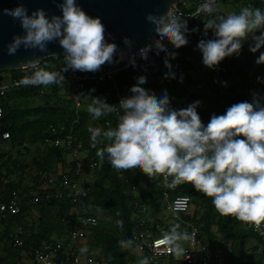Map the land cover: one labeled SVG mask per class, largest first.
Segmentation results:
<instances>
[{
  "label": "clouds",
  "instance_id": "obj_1",
  "mask_svg": "<svg viewBox=\"0 0 264 264\" xmlns=\"http://www.w3.org/2000/svg\"><path fill=\"white\" fill-rule=\"evenodd\" d=\"M58 6L62 15L51 17L43 8L29 15L23 3L14 9L0 10V14L18 20L25 33L14 35L7 46L9 55H15L21 46L25 50L48 53L47 45L57 39L64 50V66L59 71L40 67L39 57L21 64L19 67L25 72L32 70L19 81L21 85H61L69 69L94 73L106 63L124 59L122 52L120 59L114 60L117 45L106 39V28L100 17L90 16L77 0H62ZM200 13L208 17L203 36L207 37L209 30L214 36L197 44L205 66L215 69L226 57L239 56L249 40V50L253 53L264 47V10L261 8L245 6L238 13L219 14L216 0H204L197 10V15ZM146 20L154 25L159 37L154 45L156 54L166 55L164 64L170 71L165 77L175 78L167 57L175 59L178 52H170L163 42L167 40L179 49L189 43L186 34L199 29H189L187 20L175 14L172 3L163 14L149 12ZM124 43L131 48L133 41L125 36ZM152 47L149 44L140 49L142 59H148ZM129 63L136 66L135 55L129 57ZM256 63L264 64V52ZM146 82V76H139L130 89L132 95L121 98L118 105L94 97L88 107L93 119L117 112V106L122 110L115 128L89 129L92 147L108 142L97 150V157L103 161L107 155L117 172L140 171L170 189L190 184L211 198L221 216H231L264 235V103L257 98L258 94H254L251 102L235 103L224 114H213L205 125L197 111L201 101L175 109L166 89L158 97L143 87ZM175 210L187 211V208L178 206ZM117 225L122 228L123 222L117 221ZM180 228L176 223L162 234L154 245L156 254L176 258L185 255L184 244L192 241L195 233L189 234ZM130 243L119 242L122 248ZM79 251L87 254L88 248L81 247ZM139 264H150L149 258H142Z\"/></svg>",
  "mask_w": 264,
  "mask_h": 264
},
{
  "label": "trees",
  "instance_id": "obj_2",
  "mask_svg": "<svg viewBox=\"0 0 264 264\" xmlns=\"http://www.w3.org/2000/svg\"><path fill=\"white\" fill-rule=\"evenodd\" d=\"M224 3L237 7L240 3L245 6L258 7L264 10L259 0H220ZM206 19H194L188 23L189 29L198 28L197 32H190L187 35L189 43L179 49L167 41L165 46L168 50L178 52L175 59L167 57L172 65L171 72L175 78H166L165 74L169 73V68L164 64L165 53L156 54V48L153 50L149 59L136 62L124 69L115 79V85L120 88L122 97L131 96V87L137 83V78L141 75L146 76L147 82L143 85L150 92H154L158 97L164 94L166 89L171 98V106L175 109L186 108L190 104L199 100L201 103L197 111L205 123L210 121L213 114H224L228 107L235 103L249 101V96L257 92V98L264 103V82L253 85L248 72L252 66V54L242 48L246 53V59L243 63L238 64L234 56L226 57L220 63L225 66L226 71L222 79L227 81L216 88L210 87L209 94L192 92V88L197 85L195 77L192 75L204 68L203 54H200L197 48L198 41L202 39L214 38L211 30L208 36L204 37V23ZM54 58H47L45 62H55ZM178 63V67L173 64ZM153 72V73H152ZM7 75L17 76L19 70L7 71ZM94 74L93 72H90ZM183 77V82L181 81ZM236 79V82L234 80ZM111 87L110 82H99L97 80H87L82 90L81 107L74 109L69 98L73 89V84L65 80L61 85H49L43 95H39L37 88L30 86H21L0 95V105L4 112L2 123L4 128L9 131L12 146H19L23 142L28 143L30 147L16 148L0 152V177L8 179L5 184L0 182V191H9L10 188H19L13 181L12 175L32 165L35 170V183L30 187H36L37 180L42 173H54V162L62 156L59 148L50 147L45 152L42 150L40 141L44 134L52 125L63 123L67 129L73 127L74 134L82 142L86 151L85 167L88 170V164L92 163L93 168L90 170L92 181H90L91 195L84 198L78 203H71L65 196L53 198L49 201L42 200L35 205L22 204L20 212L16 215H8L0 220V226L3 229L1 239L13 229H20L19 235L23 239L22 247H12L10 249L16 253L26 251L47 240L54 233L58 237L64 234L71 225L81 217L93 216L95 222L89 228L91 237L90 246H98L102 255L109 258L106 264H128L130 252L125 247H120L119 242H134L133 230L140 228L139 219H144L143 225L149 226L155 231L154 225L162 223V193L165 191L170 197L178 194H186L190 197L193 211L189 217L190 220L201 225L200 237H206L209 241L219 234L220 245L228 249L226 255V264H264L263 252L264 243L261 236L252 231L250 227L236 220L231 216H221L212 204L211 198L203 193L197 192L192 185L182 184L175 189L167 188L162 182L153 181L140 171L135 174L131 172H117L111 167L107 155L101 161L96 152L108 143L105 141L92 147L90 142L91 132L89 129L108 130L109 127L115 128L118 123V115L122 110H117L111 114L93 119L88 111L94 97H99L109 104H114L111 97H107L106 91ZM61 90H65L68 97L64 99L59 95ZM44 97V102L38 106H28L19 108L13 102L25 99ZM18 149V150H17ZM26 153H32L30 164H22L16 156L20 155V150ZM15 151L14 154L10 152ZM144 181L145 201L140 203L138 198L133 194V188L138 184L139 179ZM144 204V205H143ZM150 208V214L158 221L150 223L143 216L142 207ZM73 208V209H72ZM34 209L38 213L37 225L35 228L28 226V211ZM98 211L102 216L97 217ZM136 214L137 217H132ZM117 221L123 222V227L117 225ZM215 227L213 231L212 228ZM255 241V245H248L250 240ZM0 264H16L13 260L0 256Z\"/></svg>",
  "mask_w": 264,
  "mask_h": 264
},
{
  "label": "built area",
  "instance_id": "obj_3",
  "mask_svg": "<svg viewBox=\"0 0 264 264\" xmlns=\"http://www.w3.org/2000/svg\"><path fill=\"white\" fill-rule=\"evenodd\" d=\"M204 3V0H179L174 9L175 14L182 19H186L189 23L194 19H208V17L200 13L197 15L199 6ZM220 0H216V6L219 14H225L220 6ZM260 4H264V0H259ZM159 39L158 35L149 44L153 47L148 53V59L151 57L153 50L155 49V40ZM167 42L165 40L163 43ZM251 41L246 42L248 45ZM147 44V45H149ZM141 46L134 50L124 52V59L119 63L105 64L102 68L91 74L90 72L73 71L69 69L64 73L65 80H69L73 84V89L70 93V100L72 107L78 109L81 107L82 90L84 83L87 80H97L99 82H110L111 87L106 91V96L111 97L115 105L119 104L122 97L121 90L115 85L116 77L124 69L131 66L129 63V57L135 55L136 62L145 61L139 55L141 48L147 46ZM251 52V51H249ZM261 52H264L262 47L256 53H253L252 66L248 72V76L253 85H256L257 78L255 70L262 68V64H257L256 61ZM120 55L114 56V60H119ZM49 71H59L64 66L63 56L56 58L55 62H48ZM173 66L178 67V63H174ZM41 67V66H40ZM209 71L210 83L209 86L216 88L221 85L223 74L226 71L225 66L221 63L215 69L204 66ZM17 76L7 75L0 79V95L6 93L9 90L24 86L19 81L26 75L31 74V69L25 72L22 69H18ZM153 73V72H152ZM37 88L39 95H43L46 91L45 86H30ZM117 110H121L117 106ZM4 112L0 105V152L6 153L9 150L16 148L30 147L28 143L23 142L19 146H12L11 137L9 131L4 128L2 119L4 118ZM209 121L204 124L207 125ZM41 147H55L61 149L70 155L71 166L68 170L61 171L59 173H42L36 183V187H25L23 189L10 188L9 191H0V220L4 219L8 215H16L20 212L22 204L35 205L42 200L49 201L53 198H60L65 196L71 203H78L84 198H88L91 195V186L89 177L91 176L90 170L93 168V164H88L85 167L86 151L83 148L82 142L78 140L74 134L73 127L65 128L63 123L59 125H52L49 127L46 134L43 135L40 141ZM8 179L0 177L1 184H5ZM162 209L160 221H165V225L157 223L154 225L155 231L149 226H144V219H139L140 228L133 230L132 236L134 242L138 245V248L142 251L144 257L149 258L150 264H226V255L228 249L220 245V235L215 234V238L209 241L206 237H200L201 225L190 220L189 217L193 211V206L190 197L186 194H178L170 197L167 192L162 193ZM178 206H185L187 211H176ZM143 211L146 207L141 208ZM132 217H137L133 214ZM95 222L93 216L81 217L75 221L70 229L63 234L61 238H49L42 240L37 245L32 246L28 254L31 258L32 264H106L109 258L98 259L91 250L82 243L87 239L89 234V228ZM179 223L180 230H187L189 234L195 233L194 239L184 244L186 249L185 255L181 258H176L168 254H156L154 247L155 243L162 237V234L169 231L173 224ZM246 225V224H245ZM261 236L264 243V235L251 228ZM214 231V228H212ZM5 241L12 247H22L24 245L23 239L20 237L19 232L11 231L5 236ZM87 247V254H81L79 249L81 247ZM264 261V252H263Z\"/></svg>",
  "mask_w": 264,
  "mask_h": 264
},
{
  "label": "water",
  "instance_id": "obj_4",
  "mask_svg": "<svg viewBox=\"0 0 264 264\" xmlns=\"http://www.w3.org/2000/svg\"><path fill=\"white\" fill-rule=\"evenodd\" d=\"M179 0H77V3L93 17H100L106 28V39L117 45V52H128L147 45L154 41L157 34L154 25L146 20V15L151 12L163 14L171 6L174 9ZM62 0H0V10L14 9L20 3L32 11L43 8L46 15H62L58 6ZM24 30L18 20L10 16L0 14V73L21 69L19 66L26 63L28 59L39 57L41 63L47 58H59L64 55V50L59 44V39L50 42L47 47L48 53H42L37 49L25 50L23 46L17 50L15 55H9L8 44L14 35H24ZM129 37L133 43L129 48L124 43V37ZM57 54V56H52Z\"/></svg>",
  "mask_w": 264,
  "mask_h": 264
},
{
  "label": "rangeland",
  "instance_id": "obj_5",
  "mask_svg": "<svg viewBox=\"0 0 264 264\" xmlns=\"http://www.w3.org/2000/svg\"><path fill=\"white\" fill-rule=\"evenodd\" d=\"M220 3H224V1H220ZM242 7H245V5L243 4V3H240L239 4V10L242 8ZM257 34H259V33H257ZM240 59V61H241V59H244V56L242 57V56H238ZM40 66L42 67V68H48V66H47V62H45V61H43L41 64H40ZM5 76H7V73L6 72H1L0 73V79H2V78H4ZM226 82V83H225ZM224 82V80L222 79L221 80V83L223 84L224 83V85H226L227 84V81H225ZM198 85V84H197ZM196 85V86H197ZM196 86L195 87H193L191 90L192 91H195L196 90ZM203 87H202V92H203V94H205V95H207V94H209V88H208V85H202ZM254 94H257V92H254V93H252L248 98H249V100L251 101V100H253V97H254ZM59 95L61 96V97H63L64 99H67L68 97L66 96V94H65V90H61V92L59 93ZM43 102H44V97L43 96H39V97H36V98H31V99H25V100H19V101H16V102H13V104L15 105V106H17V107H19V108H24V107H28V106H38V105H41V104H43ZM18 150V149H17ZM20 150V155L19 156H16V158H18L19 160V162H21L22 164H30V161H31V158L33 157V154L32 153H26L24 150H21V149H19ZM42 150L43 151H47L48 150V148L47 147H42ZM15 153V151H12V152H10V154H14ZM27 170H29V171H32V170H35V168L32 166V165H29V166H27V167H25ZM20 171H22V170H20ZM26 172H28V171H26ZM91 173V172H90ZM15 174L16 173H14V175H12L11 177H13V176H15ZM91 175V174H90ZM89 180L90 181H92V175L89 177ZM133 194L138 198V201L140 202V203H142V202H144L145 201V196H144V181H143V179L142 178H140L139 179V182H138V184L133 188ZM144 205V204H143ZM145 207V206H144ZM193 208V207H192ZM150 208H148V207H146V210H144L143 212V216L144 217H146L149 221H150V223H152V222H156V221H158L157 219H154V217H153V215H151L150 214ZM96 216L97 217H101L102 216V214H101V212L100 211H98V213L96 214ZM28 222L30 223V224H32L33 225V228H35L36 227V225H37V220H35V221H33V219L31 218L30 220H28ZM162 222V224H164L165 225V221L163 220V221H161ZM214 228V230H215V227H213ZM14 231H17V229H13ZM2 233H3V229H2V227L0 226V256H2V257H6V258H8L9 260H13V261H15L16 262V259H15V251L14 250H12V249H10L9 248V246L6 244V241L4 240V239H1V236H2ZM90 241H91V237H90V235L88 234V236H87V239L86 240H83L82 241V243L84 244V245H86L90 250H91V252L93 253V255L96 257V258H98V259H103L104 258V256L102 255V252H101V249H100V247H98V246H90ZM254 242V240H250L249 242H248V247H249V245H251L252 243ZM128 250H129V252H130V258H129V262H128V264H139V261L142 259V258H144V256H143V253H142V251L138 248V245L135 243V242H131L130 243V246H128V247H126ZM25 256V255H24ZM27 258H28V256H26ZM26 258V259H27ZM25 259V260H26ZM17 263V262H16ZM19 264H28L27 262H24V263H20L19 262Z\"/></svg>",
  "mask_w": 264,
  "mask_h": 264
},
{
  "label": "crops",
  "instance_id": "obj_6",
  "mask_svg": "<svg viewBox=\"0 0 264 264\" xmlns=\"http://www.w3.org/2000/svg\"><path fill=\"white\" fill-rule=\"evenodd\" d=\"M244 4V3H243ZM245 5V4H244ZM219 6L221 8V10L227 14V13H231V12H239V5L237 7L231 5V4H228V3H219ZM261 6L264 7V4H261ZM202 38H200L201 40ZM199 40V41H200ZM198 41V42H199ZM243 49L246 50V51H250L249 50V45L247 43H245L243 45ZM199 53L202 54V52L198 49ZM251 53V52H250ZM252 54V53H251ZM239 56H244V59H241V61L239 60L240 58L238 56H234V59L235 61L238 63V64H241L245 61L246 59V53L242 52L241 51V54ZM252 57H253V54H252ZM48 64V62H47ZM192 75L195 77L196 81H197V86H196V90L195 91H192V92H197V93H202V85H208L209 86V83H210V74H209V71L205 68L203 69H200L196 72H193ZM255 75H256V78L260 77L261 80H258L257 79V83H262L264 82V64H262V68L260 69V71L257 69L255 70ZM234 82H236V79L234 80ZM70 160H71V157L69 154L65 153V152H62V156L60 158L57 159V161L54 162V172L55 174L56 173H59L61 171H65V170H68L71 166V163H70ZM28 171V172H26ZM35 174H36V170H32V171H29L27 170L26 168L23 169L22 171L18 172L15 174V176L12 177L13 181L16 182L17 184H19V186L25 188V187H29V186H32L33 183H35ZM73 209V208H72ZM28 220H30L31 218L33 219V221H35L38 217V213L36 210L34 209H30L28 211ZM28 226L32 227L33 228V225L30 224L29 222L27 223ZM21 229V228H20ZM20 229H17V231H20ZM63 236V233L62 235H60V237H58L57 235H55L54 233L49 237V238H61ZM255 241L252 243V245H255ZM25 255V256H24ZM28 256V258L26 257ZM15 259H16V264H19L20 263H24V262H27L28 264H32L31 262V258L29 256V254L26 252V251H20L19 253H15ZM27 258V259H26ZM105 258V257H104ZM26 259V260H25Z\"/></svg>",
  "mask_w": 264,
  "mask_h": 264
}]
</instances>
